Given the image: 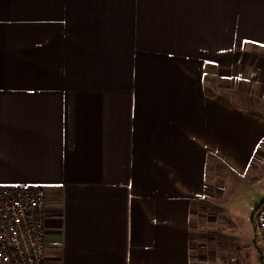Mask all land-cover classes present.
<instances>
[{
  "label": "crops",
  "instance_id": "obj_1",
  "mask_svg": "<svg viewBox=\"0 0 264 264\" xmlns=\"http://www.w3.org/2000/svg\"><path fill=\"white\" fill-rule=\"evenodd\" d=\"M149 53L219 60L226 104L144 111ZM218 162L264 177V0H0V184L45 188L46 264H263L195 207Z\"/></svg>",
  "mask_w": 264,
  "mask_h": 264
},
{
  "label": "rangeland",
  "instance_id": "obj_2",
  "mask_svg": "<svg viewBox=\"0 0 264 264\" xmlns=\"http://www.w3.org/2000/svg\"><path fill=\"white\" fill-rule=\"evenodd\" d=\"M188 47V46H187ZM166 53H168L166 51ZM136 58V70L139 77L143 73L145 89L141 102L144 111L150 112L151 108L156 109L157 104L153 102L154 96L163 98L167 95H177L184 90V82L203 81V91L208 98L212 97L219 102L226 104L228 95L232 93V82L225 76L224 66L219 60L211 59V56H187L166 54L165 56H154L149 53L147 56ZM140 69H143L141 72ZM203 69H208L203 71ZM151 73L158 76L160 80L151 77ZM242 86L237 84L236 87ZM182 88V89H181ZM230 101V100H229ZM150 108V110H149ZM217 181L211 185V197L201 200L195 207L212 208L216 211L213 234L217 233V239L222 231L221 227L231 221L241 235L247 240L257 243L264 252V244L258 238L254 215L264 196V177H254L256 172L247 171L245 175L238 176L221 164L217 163ZM209 180V176H208ZM216 184V185H215ZM216 187L217 192L215 196ZM225 212H229L228 216ZM214 217V216H213Z\"/></svg>",
  "mask_w": 264,
  "mask_h": 264
},
{
  "label": "built area",
  "instance_id": "obj_3",
  "mask_svg": "<svg viewBox=\"0 0 264 264\" xmlns=\"http://www.w3.org/2000/svg\"><path fill=\"white\" fill-rule=\"evenodd\" d=\"M45 208L43 186L0 184V264H46ZM254 219L264 244V197Z\"/></svg>",
  "mask_w": 264,
  "mask_h": 264
},
{
  "label": "water",
  "instance_id": "obj_4",
  "mask_svg": "<svg viewBox=\"0 0 264 264\" xmlns=\"http://www.w3.org/2000/svg\"><path fill=\"white\" fill-rule=\"evenodd\" d=\"M261 202H262V200H261ZM261 202H260V203H261Z\"/></svg>",
  "mask_w": 264,
  "mask_h": 264
},
{
  "label": "trees",
  "instance_id": "obj_5",
  "mask_svg": "<svg viewBox=\"0 0 264 264\" xmlns=\"http://www.w3.org/2000/svg\"><path fill=\"white\" fill-rule=\"evenodd\" d=\"M263 264H264V262H263Z\"/></svg>",
  "mask_w": 264,
  "mask_h": 264
}]
</instances>
